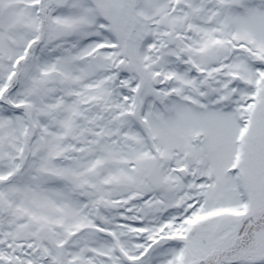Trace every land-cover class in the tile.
Listing matches in <instances>:
<instances>
[{
  "label": "snow or ice",
  "instance_id": "6c2138e0",
  "mask_svg": "<svg viewBox=\"0 0 264 264\" xmlns=\"http://www.w3.org/2000/svg\"><path fill=\"white\" fill-rule=\"evenodd\" d=\"M0 264H264V0H0Z\"/></svg>",
  "mask_w": 264,
  "mask_h": 264
}]
</instances>
